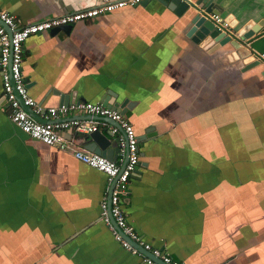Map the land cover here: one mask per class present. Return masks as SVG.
I'll use <instances>...</instances> for the list:
<instances>
[{"label": "crops", "instance_id": "crops-1", "mask_svg": "<svg viewBox=\"0 0 264 264\" xmlns=\"http://www.w3.org/2000/svg\"><path fill=\"white\" fill-rule=\"evenodd\" d=\"M115 1L0 0V10L24 25ZM185 1L198 9L178 16L146 0L29 37L27 95L44 108L124 103L138 166L121 206L144 242L184 264H264V0H209L227 23L220 46L191 41L203 0ZM248 22L257 31L235 38ZM76 116L98 122V144L119 163L102 126L112 123ZM61 142L21 133L0 89V264H140L100 222L105 176L70 154L96 145L67 131Z\"/></svg>", "mask_w": 264, "mask_h": 264}, {"label": "built area", "instance_id": "built-area-1", "mask_svg": "<svg viewBox=\"0 0 264 264\" xmlns=\"http://www.w3.org/2000/svg\"><path fill=\"white\" fill-rule=\"evenodd\" d=\"M140 0H119L104 3L59 17H53L24 25H18L12 15L0 10V89L5 104L6 117L10 123L30 139L65 151L67 143L61 142V134L89 135L99 126L96 121H82L76 115L96 117L111 122L103 124L107 133L114 138L120 159L119 163L82 150H72L71 156L77 162L102 173L110 187L106 199L100 202V222L110 231L113 240L129 254L136 256L140 264H184L173 259L158 248L144 242L127 223L121 206V197L127 192L129 178L138 163L137 140L132 125L114 109L97 103L75 102L66 106L44 108L27 95L21 73L22 46L31 36L56 28L72 26L87 21L102 13H109L124 7H133ZM222 35L227 36V23L217 14H207ZM26 110L29 112L27 113ZM33 117L42 119L36 121Z\"/></svg>", "mask_w": 264, "mask_h": 264}, {"label": "water", "instance_id": "water-1", "mask_svg": "<svg viewBox=\"0 0 264 264\" xmlns=\"http://www.w3.org/2000/svg\"><path fill=\"white\" fill-rule=\"evenodd\" d=\"M145 1L146 0L139 1V4L140 3L142 4V2H145ZM156 1L160 2L163 5H167L168 8L172 10L175 13V15H178V16L181 15L184 11H186L189 5H192L195 8L196 7L195 5L199 4V1H196L195 4L193 5V4L186 2L185 0H156ZM209 13H211V1L203 0L202 1V11L198 12L199 16L196 19H194V21H192V24L190 25L192 27H190V29L188 30V34L189 33L191 34V32L193 33L191 35V41L195 44H200L201 42H204L205 40L206 41L205 43L215 42V44L219 46L223 45L224 43L228 42L230 38L224 35L219 36L220 31H218V28L206 17L207 14ZM252 26H253L252 23L248 22L244 24L242 27H240L239 29H237L236 31H234L235 38L249 39L257 31V29L255 30V28H252ZM228 27L231 28L232 24L229 23ZM69 29H70V26H64V27L53 29L48 32L54 33L59 30L68 31ZM67 102H68L67 99L64 98L63 106H66ZM101 104H103V106L105 107L114 109L115 111L119 112L121 115L124 114V103H122V105H119L116 103L109 105L107 101L104 100L101 102ZM26 112L28 113L29 111L26 110ZM33 118L38 122H41V123L43 122V120L39 119L38 117H33ZM88 136L92 140V143L96 145V149L89 147L86 150L93 152L94 154L103 156L107 160L115 161V157H112L111 153H108V152L104 153L105 151H103L102 149L103 147L100 146V144H98L99 142L100 143L103 142L104 144H106L105 139L100 135L98 131L92 134H89ZM114 145L116 146L115 142H114ZM137 166L138 164L136 165L134 171H136Z\"/></svg>", "mask_w": 264, "mask_h": 264}]
</instances>
